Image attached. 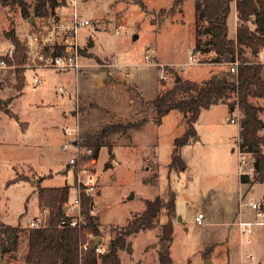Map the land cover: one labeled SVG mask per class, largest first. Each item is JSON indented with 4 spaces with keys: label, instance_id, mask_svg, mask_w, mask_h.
<instances>
[{
    "label": "rangeland",
    "instance_id": "obj_1",
    "mask_svg": "<svg viewBox=\"0 0 264 264\" xmlns=\"http://www.w3.org/2000/svg\"><path fill=\"white\" fill-rule=\"evenodd\" d=\"M26 1L29 19L19 4L0 2V57L13 44L11 35L29 49L21 93L15 89L18 65L14 59L12 68L0 70V98L7 102L0 111V218L21 231L16 236L19 250L14 264H24L26 226L31 219L38 217L41 225L48 224L50 211L39 203V186L71 185L72 199L77 194V173L87 166L97 175L100 194L93 197L94 208L105 244L112 245L149 201L175 192L173 264H205L207 260L209 264H264L263 227L255 226L249 235L241 234L236 225L240 218H256L247 204L254 198L257 202L264 192L261 183L245 185L240 181V128L231 122L240 111L233 113L228 104L203 110L195 139L182 147L187 166L177 171L170 166L172 152L175 140L186 131V117L171 111L157 124L150 106L174 85L171 71L182 79L190 80V75L202 84L213 72L228 68L212 64V54L200 53L198 65L189 62L196 46L209 38L198 34L197 28L204 27L206 21L196 24V0H77L80 19L90 22L78 31L84 53L77 70L47 69L37 61L45 43L61 41L60 35L48 31L66 16L70 20L74 14L70 0L49 18L34 16L35 0ZM235 24L233 7L228 18L231 38L236 37ZM40 34L45 38L37 43L34 37ZM146 55L152 56L153 62L149 64ZM157 64L169 69L167 80L160 77L162 68ZM35 77L41 84L33 90ZM253 102L264 106L260 98ZM144 119L139 130L112 138L113 155L103 147L97 159L91 161V156L85 155L76 173L70 171L71 155L62 150L67 140L65 126L79 127L82 137L107 125ZM79 144L81 151L88 149L82 138ZM86 174L81 173L83 179ZM43 177L46 179L38 185ZM16 178L26 180L10 185ZM254 186L257 193L252 195L249 190ZM241 203L245 204L242 208ZM199 214L205 217L203 224L196 221ZM166 220L162 210L153 229L125 236L128 247L118 249L120 264H159V237Z\"/></svg>",
    "mask_w": 264,
    "mask_h": 264
},
{
    "label": "trees",
    "instance_id": "obj_2",
    "mask_svg": "<svg viewBox=\"0 0 264 264\" xmlns=\"http://www.w3.org/2000/svg\"><path fill=\"white\" fill-rule=\"evenodd\" d=\"M5 5L19 4L22 14L26 19L31 17L29 4L26 0H0ZM141 8L147 11L146 5L138 2ZM67 0H35L34 16L49 18L56 13L59 7H66ZM235 6L237 12L236 38L229 36L228 18ZM206 21V25L197 28L198 34L208 35L209 38L203 45H197L196 50L203 54H212L211 62L217 65L227 66L240 61L238 75L224 71L213 72L202 84L194 81L176 82L174 85L158 95L150 102L157 124H161L164 117L171 111H178L186 117V131L174 142L172 152L171 169L181 171L187 166L182 157V147L188 145L197 135L196 123L203 110L214 105L228 104L240 111V132L238 145L243 151L251 152L255 158L256 177L250 179L241 177V183L253 185L261 183L264 186V136L260 130L264 128V122L259 113L263 107L253 102L254 98H264V64L258 58L264 48V0H196V24ZM11 40L16 46L14 55L16 69L15 89L21 93L25 87V65L27 62L28 46L15 35ZM199 44H200V40ZM64 52L60 44L52 46L47 43L42 47L44 57L62 55ZM81 53L84 51L81 49ZM11 64L13 60L4 55ZM228 67V66H227ZM169 70V69H167ZM235 92L236 101L231 93ZM10 101V100H9ZM3 99L0 98V111L4 108ZM234 113V111H233ZM146 120L135 123H119L107 125L95 133H84L82 145L92 149L94 158H98L103 147L113 155L112 138L115 135L127 134L131 130H139ZM39 179V184L45 180ZM26 179L16 178L10 181V185ZM72 186H39V203L48 208L50 218L46 227L28 229V249L24 256L25 264H120L118 249H126L125 236H130L142 230L153 229L154 219L162 210L166 212L167 220L161 226L159 237V264H173L171 257V242L174 233V220L176 216V193L170 192L167 196H158L149 201L146 209L129 222L122 233L112 243V248L101 256H97L90 244L86 252H82L81 245L86 241L88 234L101 236L102 232L97 222L96 215H91L94 198L82 194V212L85 223L80 227H59L61 221L66 218L64 206L70 200ZM251 190V188H250ZM249 190V191H250ZM261 209L264 210V192L260 200ZM18 227H13L0 222V241L2 254L16 252L19 248V239L15 235L20 234Z\"/></svg>",
    "mask_w": 264,
    "mask_h": 264
},
{
    "label": "built area",
    "instance_id": "obj_3",
    "mask_svg": "<svg viewBox=\"0 0 264 264\" xmlns=\"http://www.w3.org/2000/svg\"><path fill=\"white\" fill-rule=\"evenodd\" d=\"M77 0H70V5L74 7V14L71 15L70 20H68L67 16L66 18L62 19L60 22H57L52 28L49 29V33L55 32L56 34L60 35L61 41L59 44L63 47L64 52L62 55L58 56H51V57H44L42 54V49L38 51L37 54V61L38 65L43 68L47 69H55V70H66V69H79L82 64L80 63L81 60V49L80 44L78 43V31L79 29L86 27L90 24L88 20L80 19L78 13H77ZM37 34V33H35ZM45 38V35L40 34V36H35L34 40L38 43L41 39ZM47 44V43H45ZM44 44V45H45ZM52 46L56 45V42L49 43ZM16 51V46L14 44H10L7 54L12 60L14 59ZM146 61L150 64L152 61V56L146 55L145 57ZM189 62L192 63V65H198V59L193 54L189 56ZM240 61L237 59L235 62L228 64L229 72L233 75H238ZM158 67L162 68L161 78L163 80H167V76L165 72L168 70L165 69L164 64H157ZM186 66H184L182 69H184ZM12 68V65L8 62L5 58H0V70H8ZM186 69V68H185ZM185 75L188 74V71L182 70ZM175 77V76H174ZM181 78V76L179 75ZM175 79V78H174ZM183 82H188L187 79H180ZM41 84V79L38 77L34 78V85L33 90H36L37 86ZM232 99L230 101H236L237 97L235 92L231 93ZM234 112H239L238 108H234ZM240 114H236L235 117L231 118L232 123H237L240 126L241 117ZM63 133L66 140V143L63 144L62 150L65 152H69V155H71L68 159V165H70V171L74 174L76 173V168L79 166L78 163L80 160L84 158L85 155L91 156L92 160L95 159L93 156L92 149H86L84 151L82 150V147L79 144V141L81 139V135L79 132V127L77 128H70L69 126H65L63 128ZM238 157H239V166H238V172L239 176L241 177H248L250 179H253L256 177V169H255V158L254 154L251 152L243 151L239 145H238ZM264 152V148H263ZM88 168L80 170V173H77V182L78 186L75 189L77 194L74 195L72 199L69 200L67 204H65L66 209V218L63 219L59 225V227H73L77 228L80 227L82 224L85 223V216L82 212V194H85L86 196L94 197L98 191L96 188L97 184V175L92 172V167L87 166ZM81 173H87L86 178L83 179ZM243 198V196H242ZM245 204L241 203V208ZM93 209L91 210V215H96V211L94 208V204L92 205ZM248 207H250L253 211L256 212L258 220L254 221H247L240 218V220L237 222V227L242 234H252L254 231L255 226H264V210L261 209L260 206V200L255 201L251 200L248 204ZM50 218V213L48 215V221ZM205 217L203 214H199L196 217V221L199 224H203ZM47 221V223H48ZM41 220L38 217H34L31 219L30 223L26 226L27 229H35V228H41L46 227V225L40 224ZM98 236H95L93 234H88L86 241L81 245L82 252L88 251L90 248V244L93 245V249L95 250L96 255L99 257L102 254L106 253L109 250V244H105L104 238L102 237L101 242L94 247L95 240ZM95 264H100L99 261Z\"/></svg>",
    "mask_w": 264,
    "mask_h": 264
},
{
    "label": "crops",
    "instance_id": "obj_4",
    "mask_svg": "<svg viewBox=\"0 0 264 264\" xmlns=\"http://www.w3.org/2000/svg\"><path fill=\"white\" fill-rule=\"evenodd\" d=\"M234 9H235V19H236V24H235V26H236V29H237V12H236V8H235V6H234ZM236 38V37H235ZM203 54L201 51H197L196 50V48H195V50H194V55L197 57V59H198V55L199 54ZM261 56H260V60H259V62H263V60H264V48L262 49V51H261ZM200 61V60H199ZM212 64H214V63H212ZM214 65H217V64H214ZM189 79L191 80V81H193V80H195L196 81V79L195 78H193V80H192V78H191V76L189 75ZM189 80V81H190ZM261 100H264V98H260ZM259 106H261V107H263L264 108V106H262V105H259ZM232 111V110H231ZM233 112V111H232ZM263 115H264V110L262 111V112H260L259 113V117H260V119L264 122V117H263ZM240 132V131H239ZM260 134L262 135V136H264V128H262L261 130H260ZM238 141H239V138H238ZM237 144H238V142H237ZM256 186V185H255ZM255 186H254V188H251V190H250V194H252V195H255L257 192H256V188H255ZM262 195H263V193L258 197V198H260L259 200H261V197H262ZM257 198V199H258ZM251 200H256L255 198L254 199H251ZM259 200H257V201H259ZM255 212V211H254ZM242 215H243V217L245 218L246 216H245V212H244V209H243V212H242ZM255 216H256V218L255 219H251V218H248V217H246L245 218V220H247V221H250V220H258V217H257V214H256V212H255ZM1 217V216H0ZM33 219V218H32ZM0 222L1 223H4V224H6L5 222H3L2 220H1V218H0ZM7 225H9V224H7ZM10 226H12V225H10ZM13 227H15V226H13ZM262 227V226H261ZM242 234V233H241ZM263 234H264V226H263ZM249 235H251V234H249ZM1 237V236H0ZM1 240V239H0ZM27 249H28V244H27V239L25 240V254H26V252H27ZM18 250H19V248H18ZM18 250L16 251V252H12V253H8V254H2V252H1V241H0V264H14V261H16L17 260V258L15 257V255L14 254H17L18 253ZM207 261H209L208 262V264L211 262L210 260H207ZM25 264V263H24Z\"/></svg>",
    "mask_w": 264,
    "mask_h": 264
},
{
    "label": "water",
    "instance_id": "obj_5",
    "mask_svg": "<svg viewBox=\"0 0 264 264\" xmlns=\"http://www.w3.org/2000/svg\"><path fill=\"white\" fill-rule=\"evenodd\" d=\"M30 21L31 22H34V18L32 17L31 19H30ZM264 75V74H263ZM180 77L178 76L177 78H176V82H178V81H180ZM4 105L6 106L7 105V102H4ZM231 110L232 111H234V107H231ZM6 112H8V109H6ZM195 139V138H194ZM106 166H111V164H108V165H106ZM98 194H100V192L98 193ZM64 214L66 213V209H64ZM15 236H17V235H15ZM101 240H102V236H98L97 238H96V240H95V243H94V247H96L100 242H101ZM112 248V245H109V250ZM208 262L209 261H206V263L205 264H208Z\"/></svg>",
    "mask_w": 264,
    "mask_h": 264
}]
</instances>
